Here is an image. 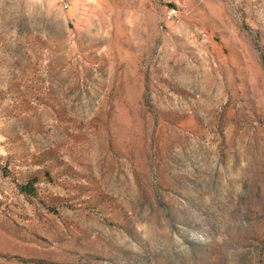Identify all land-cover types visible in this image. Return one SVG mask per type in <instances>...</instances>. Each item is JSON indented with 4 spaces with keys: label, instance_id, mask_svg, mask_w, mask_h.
Instances as JSON below:
<instances>
[{
    "label": "rangeland",
    "instance_id": "1",
    "mask_svg": "<svg viewBox=\"0 0 264 264\" xmlns=\"http://www.w3.org/2000/svg\"><path fill=\"white\" fill-rule=\"evenodd\" d=\"M0 264H264V0H0Z\"/></svg>",
    "mask_w": 264,
    "mask_h": 264
},
{
    "label": "built area",
    "instance_id": "2",
    "mask_svg": "<svg viewBox=\"0 0 264 264\" xmlns=\"http://www.w3.org/2000/svg\"><path fill=\"white\" fill-rule=\"evenodd\" d=\"M177 15V11L175 9H171L168 13V19H172Z\"/></svg>",
    "mask_w": 264,
    "mask_h": 264
}]
</instances>
